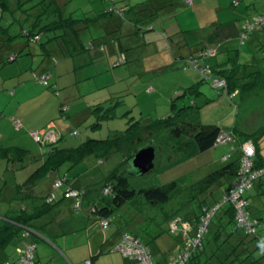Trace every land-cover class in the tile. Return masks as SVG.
Here are the masks:
<instances>
[{
  "label": "rangeland",
  "instance_id": "obj_1",
  "mask_svg": "<svg viewBox=\"0 0 264 264\" xmlns=\"http://www.w3.org/2000/svg\"><path fill=\"white\" fill-rule=\"evenodd\" d=\"M89 1L66 0L64 16L70 17L73 21H86V24L82 22L77 25L76 29L84 26L83 30L78 29L77 34L72 29L65 31L63 42L60 38L51 39L59 40V45L64 46H59L57 53L50 54L62 61L54 75L55 88L34 82L33 71L23 72L28 74V78L21 80L24 99L17 115L23 118L26 126L17 130L13 125L11 117L17 108L15 100L11 104L5 102L2 114L0 113V134L3 136L0 144L5 148L18 147L28 150L31 158L25 160L24 166L28 165L27 168L30 169L25 173L30 171L33 173L40 167L35 177L43 192L47 190V184L51 182L52 177L48 173L50 168L42 167L44 155L49 148L48 141L38 143L30 134L42 132L41 129H44L45 133L55 130V127L50 130L46 128L50 122L54 124L61 122L65 126L62 128L61 140L54 144L60 147H77L90 138L112 140L130 128L131 134L124 138L123 146L119 147V142L115 141L116 145L104 155L102 153L86 155L84 160L77 162L76 165L72 167L69 164L62 165L55 173L54 177L64 175L66 178L81 175L85 183L91 185L87 189L91 190L90 195L95 198L101 195L105 177L113 169L119 175L123 174L131 188L137 191L167 185L173 181L188 186L224 165L220 160L230 150V143L228 147L226 144L218 145L217 149H209L193 158L178 162V156L172 149L160 148L156 144L158 139L163 140L161 132L156 134V139H144L145 141L141 131L135 134L138 129L148 130L147 126L170 117L182 107H190L189 110L196 112L195 116L199 118L200 123L214 124L225 134H228L236 122V128L240 132L255 135L256 138L260 136L257 147L264 161V85L258 81L259 84L252 88L246 86L243 90L241 86L232 85L230 88L238 90V93L230 98L229 88L228 90L214 88L212 82V79L217 77L229 78V81H225L228 84L236 82V78H240L241 74H250L253 70L264 72V46L260 48V44H264V34L252 32L244 40H239L242 23L252 15H264V0H194L191 6L184 0H91V3ZM35 2L36 0H30L22 9H16L14 12L16 17L9 15L13 12L0 10V25L8 26L10 31L16 34L21 32V27L27 29L28 22L21 19L24 20L31 14L28 9ZM114 6L119 11V18L114 17L115 22L118 20L124 25L123 32L113 31L109 32V35L104 34L106 29L97 25L99 18L97 13L99 10L103 11L105 7ZM191 8L195 10L191 12L189 10ZM168 16L172 17L171 22L167 20L164 23H156ZM129 23L133 24L135 32L134 28L127 25ZM48 36L45 35L42 42H39L40 40L35 42L38 44L29 43L35 51V56L39 57L41 54L40 45L46 43ZM103 47L104 52L101 50ZM110 48H114V51L110 52ZM208 48H211L213 53L206 55L205 53L210 50H207ZM47 51L49 52V46L46 47L45 55L50 56ZM233 54L237 55L234 58L240 65L238 68H241V74L233 69L231 63L229 64L228 59L233 58ZM176 56L182 57L181 60ZM87 57L97 58L83 64ZM226 61L227 65L217 66ZM3 73L4 70L1 74ZM247 79H249L247 76L239 79V83L247 84ZM8 82L11 81H7L5 91L0 88V95H4L6 101L10 98L7 94L14 91L15 86L21 88L16 80L15 86L10 87ZM193 85H196L197 89L189 90L188 88H192ZM183 94L184 96H180ZM3 115L8 117L5 118L7 123L1 119ZM8 120H11L10 123ZM11 122L13 127L10 130L8 124ZM74 132L76 135H73ZM139 137L141 141L135 139ZM229 140L232 141L231 138ZM234 144L236 145V142ZM147 147L154 148V168L141 176L129 174V166L123 159L128 153H130L128 156H131ZM5 164L7 165V162H3V168L0 169V186L4 183L1 179L3 176L13 181L8 173L7 176L3 173ZM169 164L171 165L168 166ZM27 174L24 177L20 174L18 178H25ZM261 178H264V175ZM226 187V184L221 186L216 184L214 188L199 196V199L204 198L210 203L219 201L226 192ZM186 192H181L166 205L158 207L138 199L127 203L114 214L117 226L140 239L151 235L143 234L140 231L141 227L151 232H166L169 227L181 226L182 230L179 233L176 231V235L162 234L160 238V242L169 239L168 242L175 244V249L172 247L169 251L164 249L159 256L153 248L151 249L154 264L158 259L166 262L172 258L178 246L182 244L183 234L191 237L194 234V232L189 234L188 225L191 224L192 210ZM262 198V206L259 209L255 208L258 211L255 209L252 211L258 213V217L253 214L260 218L257 234L264 240L263 194ZM90 206L92 204L85 206L79 214L88 216L87 210ZM20 208L10 206L0 198V216L7 212L17 210L19 212ZM0 223H3L1 217ZM29 227L34 229L31 225H28ZM241 235L244 234L241 232ZM12 252L9 246L0 247V263L12 259L14 257ZM82 254L84 253L78 249L77 258ZM106 256L101 254L100 258ZM121 256L117 252L106 259L115 264Z\"/></svg>",
  "mask_w": 264,
  "mask_h": 264
},
{
  "label": "trees",
  "instance_id": "obj_2",
  "mask_svg": "<svg viewBox=\"0 0 264 264\" xmlns=\"http://www.w3.org/2000/svg\"><path fill=\"white\" fill-rule=\"evenodd\" d=\"M11 1L16 2L17 9H21L23 8V5L25 3H29L30 0H0V10L13 12L10 11L9 8ZM28 10H30L31 14L27 15V17L24 19V21L28 22V28L21 30V34L27 37L28 43H35L36 41L40 40V34L49 35V39L60 38V41L63 42L65 39V31H71L72 29L73 31H75V34H77V32L79 31V28L76 29L77 25L82 22L86 24V21H73L70 19V17H63L62 9L55 0H36V2ZM258 19H264V15L256 14L252 15V17H249L247 21L242 23L241 32L245 31V28H250L245 32L247 37L252 32H256L257 34H264V23L255 25V22ZM34 37H38V39L34 40ZM262 46H264V44H260V48H262ZM61 47L64 46L61 45ZM232 56L233 58L228 59V61H230L229 64L231 63L233 69L241 74V68H238L240 65L234 58L237 55L233 54ZM11 58L12 60H10ZM13 59V57H9L7 61L10 62L13 61ZM90 60L93 59L87 57L83 64L89 63ZM227 64L228 62L226 61L225 63H220L217 66H224ZM258 71L259 70H253L250 74H241L240 78H236V82H229L228 88L231 90L230 93L234 91H237L238 93V90L230 88L232 85L236 87L241 86L242 90L245 89L246 86L252 88L254 85L259 83L264 85V72L262 73ZM220 73L224 74V72L221 71ZM246 76L249 77V79H247V84H245V82L239 83V79L245 78ZM228 79L229 78H225V80L229 81ZM46 87L51 86L49 85ZM188 89L196 90L197 86L193 85L192 88ZM197 93L200 92L197 91ZM189 108L190 107H182L176 112L172 113L170 117H166L164 120H159L157 121V123L147 126L148 130L138 129L135 134H137L138 131H141L144 134V136L142 137L143 141H145L144 139H156V134H158V132H161V137L163 138V140L161 141L158 139L156 141V144H158L160 148L172 149L174 154L178 156V162L193 158L197 154L209 149H217L218 146L216 145V142L218 137L223 134L222 130L214 124L206 125L200 123L199 118L195 116L196 112H194L193 110H189ZM121 133V136L115 137L112 140L90 138L88 141L81 143L77 147H60L54 145L56 142L58 143L60 139L56 142L50 144L48 143V145H46L49 148L47 153L44 155L42 167L50 168L48 173H56L62 165L69 164L70 167H72L76 165L77 162L84 160L83 158L86 155H93L96 153H102L104 155V153L109 151L112 146L116 145L115 141L119 142V147L123 146L124 138H128L127 135L131 134L130 128H127L125 132ZM73 135H76V133L74 132ZM227 136L231 138L232 142H236V151L231 157L230 161L222 165L216 171L208 174L202 180L188 186H183V184H181L180 182L173 181L172 183L167 185H160L158 187H150L147 189H139L136 191L131 188L127 178L123 174L119 175V173L116 172L115 169H113L105 177V181L102 187V189L104 187H109L108 194H101L94 200L95 202L92 204V206H94V212L87 213L89 214L88 218L95 217L97 221L108 219L110 220L111 225V217L127 203H132L137 201L138 199H142L146 203L155 207L164 206L168 202L173 200L176 196L181 194V192L187 191L186 193L190 198L189 202L192 210V216L190 218L191 224L188 225L189 234H193V232L194 234H196L203 225L201 220L205 216L206 211L211 210L219 203V201L210 203L209 201L204 200V198L199 199V196L203 195L211 188H214L216 184L219 185L220 181H224L228 186H230L231 182L236 179L239 170L238 149L243 143L251 141L254 144L256 150L255 167L256 169L264 168L261 164V159L259 158V151L257 147V140L260 136L256 138L255 135H247L240 132L236 128V122L235 125L229 130ZM135 139L141 141L140 137L139 139ZM131 142L134 143V141ZM96 146L98 147L97 149L95 148ZM129 154L130 153H128V155ZM128 155H126V157L123 159L125 160V163L134 154L131 156ZM27 158H31V156L28 155V150L18 147L5 148L0 144V161L17 164L19 165V168H23L25 167L24 162ZM170 165L171 164H169L168 166ZM39 168L40 167H37L33 173H30L29 177H33L32 179H34ZM64 177L65 176L60 177L58 175L56 179L63 180L62 185H64V183L65 185H67L68 181L65 180L66 177ZM30 178H28V180ZM31 189L32 188L30 187L26 188L28 192L27 195H31ZM67 189L62 190V192L59 191L60 195L57 189L51 191L45 197L40 198L42 204L34 207L33 213L30 216L25 213L24 210L19 212H8L7 214H5V218L3 220L4 222L2 223L0 228V247H7L9 245H12V249L17 250L18 247L27 243L36 245L34 239L36 237L35 232L28 231V236H25L23 234V231L28 228L29 221L32 218L51 213L54 207H56V205L58 204L56 197L67 201L68 198L65 196L67 194ZM51 194H54L55 198L53 201L48 202ZM89 197V192L87 191L84 200H88ZM96 201H98L99 203H97ZM70 205L67 204L68 209L72 208V210L70 211L79 213V211L75 209V205L72 200ZM214 218L215 222H213ZM258 226L259 219H257V225L255 226L256 229ZM181 230V226L179 228L178 225L176 226L175 230H172L171 227H169V229L167 228L166 232H151L146 228L141 227L140 231L143 234L151 235H149L148 238L139 239L148 247L150 253L152 248L156 253L157 250L162 252V250L167 249L169 251L171 247L175 249V244L173 245V243L168 242L169 239L160 242V238L163 236L162 234L176 235L177 232L179 233ZM240 231L244 234L243 236L241 235ZM205 233L207 234L205 235ZM257 235L258 234H254L253 236L245 234L243 230L237 228L235 224V212L233 208L230 205H222L217 209L213 218L207 225L201 237L200 245L189 253L185 264H264V255L260 253L261 249H264V247L260 243L261 241L257 239ZM189 236L190 235H187V237ZM181 249L182 244L181 246H178V250L176 251V253ZM176 253H174V255Z\"/></svg>",
  "mask_w": 264,
  "mask_h": 264
},
{
  "label": "crops",
  "instance_id": "obj_3",
  "mask_svg": "<svg viewBox=\"0 0 264 264\" xmlns=\"http://www.w3.org/2000/svg\"><path fill=\"white\" fill-rule=\"evenodd\" d=\"M55 1L61 7L62 15L63 17H65L63 14V10L66 6V0H55ZM108 1H112V0H108ZM89 3H91V0L89 1ZM198 6H200V3ZM9 8L10 11H13V13L9 15L16 17L15 16L16 13H14L16 12L17 9L16 2L11 1ZM103 9H104L103 11L99 10L98 11L99 13L97 12L96 13L97 16L99 17L97 19L98 20L97 25H99L100 27H104L106 29L104 34H108L109 32H113V31L123 32L122 27L124 25L119 23L118 20L117 22H115L116 21L115 18H119L118 17L119 11L117 10V8L114 6L109 8L105 7ZM189 10L192 12L195 10V8H191ZM186 18L188 19L189 17ZM167 20L171 22L172 17L168 16L166 19L162 18L156 23L158 24L164 23ZM21 21L24 20L21 19ZM111 24L113 25V27H111ZM129 24L127 25L134 28L132 23ZM1 26L2 25H0V27ZM23 28L25 27H21V29ZM79 29L83 30L84 26H82ZM134 32H135V28H134ZM132 34L135 35V33ZM43 37H45V35L40 34L39 42H42ZM47 41L45 44L40 45L41 54L38 57L35 56V51L33 50V47H30L27 37L25 38V36L22 35L21 32L16 34L10 31L8 26L7 27L2 26L0 28V88L1 90L5 91L4 88H6L7 81H11L10 83L8 82L10 87L15 86L14 80H16L17 84H20L21 87L19 88L15 86L14 91L12 90L9 94H7L10 97L7 99V101L4 95L2 96L0 95V104H1L0 113L2 114V110H3L2 108L5 106V102L11 104L12 101L15 100L17 103V108L16 111L13 113L11 119L13 120L14 126L18 124L19 127L15 126L17 130L21 127L26 126V123L23 121V118L20 115H17V111L20 108V104L24 99L22 95V91L24 87L21 86L22 85L21 80L23 78L25 80L28 78L27 77L28 74H23V72L24 71L28 72V70L33 71L32 76L34 73L36 74L49 73L50 75L49 85L51 86V88H55L56 81L54 75L58 71V64L62 61L56 59L55 55H50V54H52V52L57 53L59 51L58 47L59 46L61 47V45H59V40H51L48 38ZM48 46H49V52L48 51L47 52L48 55L50 56L45 55L46 47ZM101 50H103L102 52H104V47L101 48ZM109 51L113 52L114 48H110ZM9 57H13L14 58L13 61L8 62L7 60ZM96 58L97 57H92L93 60ZM176 58H180L181 60L182 57L176 56ZM3 70L4 73L1 74ZM180 96H184V94ZM5 118L8 117H6V115H3V118L1 117V119H3L5 123H7ZM8 121L10 123L11 120ZM8 125H9V129L11 130V127H13L12 122L11 124ZM46 128L49 130L52 128L55 129L53 131H48L47 133L44 132V129H41L42 132H44L46 136V141H48V143L56 142L59 139L61 140V136L63 135L62 131L65 128V126L61 122H57L55 124L53 122H50L49 124H47ZM2 137L3 136L0 134V139H2ZM226 146L228 147V145ZM230 146L231 147L234 146V143L230 142ZM259 158L261 159L260 155ZM1 162L2 163H0V169L3 168L2 165L3 162L5 161H1ZM261 164L264 167L263 159H261ZM27 166L28 165H25V167L19 168V165L17 164L7 163V165L5 164L3 173L4 174L6 173V176L8 173L13 181L4 178L5 176L1 178L4 180V183L0 186L1 200L7 202L10 206L12 205L20 206L21 208L19 211L24 210L25 213H27L30 216L33 213L34 210L33 208L42 204L40 198L45 197L51 191L57 189L58 192L59 191L62 192V190H66L67 188H83V189L85 188L89 192L90 197L88 200L84 201V205L86 203L85 206H88L95 202L94 200L96 198L94 196L91 197L90 195L91 190L87 189L91 185L85 183V179L81 175L72 178L64 177L65 180L68 181L67 185L64 184L61 187L54 189L52 185L55 181L58 180L56 179L58 176L54 177L55 172L53 173V175H51L52 173H49L50 177L52 176L51 182L47 184V190L43 192V188L41 185H39L40 183L38 182V179H36L35 177L34 179H32L33 177L31 178L29 177V174L32 173V171H30L29 173L27 172L28 174L25 173L30 169V167L27 168ZM20 174L21 176L23 174V177L25 176V174H27V176L25 178L22 177L18 178V175ZM28 178L30 179L28 180ZM221 184H226V183L224 181H220L219 185L221 186ZM226 186H227L226 187V191H227L228 185L226 184ZM27 187L32 188L31 195H27L28 194L26 190ZM262 194L264 195V178L255 181L253 188L250 191H248L246 194V198L248 200L250 211L253 218L255 217L254 215L258 217V213L253 212L252 209L255 208L259 209L262 206V199H263ZM56 199L58 204L56 205V207H54L51 213L34 217L29 221V225H31L34 228L33 230L36 234L35 235L36 237L34 239L36 243L35 257L37 262L40 264H55V263L84 264L85 260L90 259L94 264H111L110 261L106 259V257L112 254H117V252L114 251V247L119 242L121 234L125 233L122 228L117 226V223L114 220V215L111 217V222H112L111 225H109V227L104 230L100 227L99 221H97L95 217L88 218V216H85L83 214L74 213L70 211L72 210V208L68 209L67 204L70 205L71 199L68 198L67 201L62 200L61 198L59 199V197H56ZM96 202L99 203L98 201ZM12 212H18V210ZM4 216H0L2 220H4L5 218ZM257 219H259L260 221V218ZM1 225L2 224L0 223V228ZM257 239L261 241L260 243L264 247V240L261 237H259V235H257ZM9 248H13L12 245H9ZM78 249H80V251L84 253L80 258H77L76 256ZM12 250L14 257L12 259H6L0 264H3L5 261L12 262L16 260L17 251L16 249L15 250L12 249ZM157 253L159 256L161 252L157 250ZM101 254L107 256L101 259L100 258ZM170 259L171 258H169V260ZM169 260L165 262L162 261L161 259H158L156 264L158 263L167 264ZM126 263L127 260L121 256V259L118 258L115 264H126Z\"/></svg>",
  "mask_w": 264,
  "mask_h": 264
},
{
  "label": "built area",
  "instance_id": "obj_4",
  "mask_svg": "<svg viewBox=\"0 0 264 264\" xmlns=\"http://www.w3.org/2000/svg\"><path fill=\"white\" fill-rule=\"evenodd\" d=\"M189 6L192 5V0H184ZM264 23V19H258L255 25H260ZM250 28H245V31L240 33L239 40L242 41L247 38L246 30ZM38 37H34L37 40ZM213 53V50H209L205 54ZM12 60V58L10 59ZM123 61V60H122ZM50 75L46 74H33V81L39 83L43 86H49ZM213 85L218 88H226L227 84L225 80L217 78L213 80ZM234 96V94L232 95ZM19 127L18 124L15 125ZM32 138L38 143H44L46 141V136L44 132H31ZM229 138L226 134H221L216 142V145L227 144ZM239 170L237 177L233 180L228 192L224 195L220 204L216 205L211 210L206 211L205 216L202 218L203 225L192 237H187V234H183L182 249L178 251L173 258L167 264H185L189 253L200 245L201 237L213 218L217 209L225 204L230 205L235 211V224L237 228L243 230L245 234L254 235L256 234L257 221L251 217V212L249 209V204L245 198V194L252 189L255 181L259 180L264 175V168L256 169L255 158L256 150L255 146L251 141L243 143L239 149ZM231 158L230 154L225 155L221 161L223 163L227 162ZM62 180H57L53 183V188L57 189L61 187ZM86 189H67V198L74 202L75 209L79 212L83 211L84 197L86 195ZM109 192V187H104L101 190V194L107 195ZM54 194H51L48 202L54 200ZM93 204V203H92ZM88 213L94 212V206H90L87 210ZM86 212V213H87ZM99 225L102 229H107L110 225V220L104 219L99 221ZM172 230L176 229L171 227ZM28 231H33L30 228L25 229L23 234L28 236ZM183 233V232H182ZM35 244L27 243L17 248V258L14 262H4L3 264H40L35 259ZM114 251L119 252L126 260V264H154L151 257V253L148 247L136 236H133L127 232L121 234L119 242L115 245ZM264 255V249L260 252ZM84 264H94L92 260L87 259Z\"/></svg>",
  "mask_w": 264,
  "mask_h": 264
},
{
  "label": "water",
  "instance_id": "obj_5",
  "mask_svg": "<svg viewBox=\"0 0 264 264\" xmlns=\"http://www.w3.org/2000/svg\"><path fill=\"white\" fill-rule=\"evenodd\" d=\"M153 160V147L141 149L126 161V164L129 166L128 173L141 176L150 172L154 168Z\"/></svg>",
  "mask_w": 264,
  "mask_h": 264
},
{
  "label": "bare ground",
  "instance_id": "obj_6",
  "mask_svg": "<svg viewBox=\"0 0 264 264\" xmlns=\"http://www.w3.org/2000/svg\"><path fill=\"white\" fill-rule=\"evenodd\" d=\"M192 5H193V0H192ZM209 50V49H208ZM211 50V49H210ZM216 54V53H215ZM204 56V55H203ZM215 56V55H214ZM218 78V77H217ZM217 78H214V79H217ZM213 79V80H214ZM220 79H222V78H220ZM213 80H212V82H213ZM223 80H225V79H223ZM226 81V80H225ZM227 84V83H226ZM213 87L214 88H217V89H226V90H228V84H227V87L226 88H218V87H215L214 85H213ZM227 93H228V91H227ZM234 94V96H232ZM236 94H237V91H234V92H232V93H230L229 94V97L230 98H233V97H235L236 96ZM223 134H225V133H223ZM227 135V134H226ZM230 142H232V141H228L227 142V144L226 145H228L229 146V143ZM232 143H234V142H232ZM218 146V145H217ZM238 149V148H237ZM235 151H236V149H235V144H234V146H232L231 148H230V150H229V152L227 153V154H230V156L232 157L233 156V154L235 153ZM226 154V155H227ZM223 158V157H222ZM221 158V159H222ZM231 159V158H230ZM230 159L227 161V162H225V163H223L221 160H220V162L221 163H223V164H226V163H228L229 161H230ZM233 183V181L231 182V184ZM231 186V185H230ZM230 186H228V189H227V191L222 195V197L220 198V200H219V203L218 204H220V202L222 201V199H223V197H224V195L228 192V190H229V188H230ZM254 186V185H253ZM253 188V187H252ZM250 191V190H249ZM247 194V193H246ZM246 194H245V198H246ZM246 200H247V198H246ZM247 202H248V200H247ZM217 204V205H218ZM249 204V203H248ZM225 205H228V204H225ZM249 209H250V206H249ZM234 210V209H233ZM235 212V211H234ZM251 212V211H250ZM251 217H252V214H251ZM253 218V217H252ZM255 219V218H254ZM256 221H257V219H255ZM33 230V229H32ZM34 231V230H33ZM256 234H257V229H256Z\"/></svg>",
  "mask_w": 264,
  "mask_h": 264
}]
</instances>
